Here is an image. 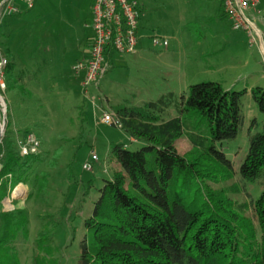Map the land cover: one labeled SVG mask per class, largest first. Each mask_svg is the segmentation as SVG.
<instances>
[{"label": "rangeland", "instance_id": "374dc122", "mask_svg": "<svg viewBox=\"0 0 264 264\" xmlns=\"http://www.w3.org/2000/svg\"><path fill=\"white\" fill-rule=\"evenodd\" d=\"M76 1L89 15L90 0H35L33 8L9 27L4 25L5 17L0 19V42L13 53L17 68H34L37 61H44L46 68L42 76L53 79L54 88L46 97L54 102L47 108L51 114H45L46 107L32 102L14 84L10 83L9 87H13L4 92L6 118L5 124L0 125V143L10 106L12 128L20 130L19 135L25 131L35 134L42 154L30 183L12 186V177H0V189L5 179L8 184L7 195L0 198V211H13L17 206L28 216V239L19 238L14 243L20 264H31L34 241L43 223L53 228L52 244L59 264H79L80 244L92 234L85 221L91 216L103 181L117 169L110 144L122 143L130 150L142 146L131 141L123 130L100 122L98 101L94 110L90 103L87 106L82 103V75L75 76L72 68L82 53L78 51L85 49L83 43L78 48L72 25ZM144 3L145 16L141 23L166 38L168 45L165 49L154 47L146 39L138 54L118 55L124 56L121 63L113 66L101 82L99 92L109 100L108 104L103 103L105 107L115 110L124 104L142 105L157 101L169 92L186 96L190 85L207 81L234 91L249 92L254 86L264 87V65L257 47L249 46L245 32L232 30L219 0H144ZM89 23L87 20V35ZM8 34L4 44V35ZM66 96L65 103H56ZM83 104L81 115L78 105ZM242 111L243 127L234 140L222 143V150L232 162L234 177L226 183L209 184L212 189L228 190L237 183L240 193L229 192L230 198L236 204L249 206L263 190L264 178L243 181L239 167L249 146L248 127L254 120L252 134L262 132L264 115L249 95L245 96ZM169 113L177 114L173 107ZM176 148L183 155L190 151L187 136L176 141ZM92 150L99 161L93 162L92 170L85 171L82 165ZM44 175H49L48 185L40 191L39 183ZM19 184L24 185V193L12 197ZM7 199L11 200L10 210ZM243 215L250 218V209Z\"/></svg>", "mask_w": 264, "mask_h": 264}, {"label": "trees", "instance_id": "16d2710c", "mask_svg": "<svg viewBox=\"0 0 264 264\" xmlns=\"http://www.w3.org/2000/svg\"><path fill=\"white\" fill-rule=\"evenodd\" d=\"M0 47L8 59L7 91L13 87L9 84L14 63L9 50L1 43ZM246 95L264 115V87L225 90L212 81L190 85L186 96L169 92L157 101L115 110L121 130L142 146L130 150L122 143L110 144L117 169L103 181L85 221L92 234L80 244L79 264H264V188L247 206L230 198L229 192L240 193L237 183L228 190L210 187L234 177L222 143L234 140L243 127ZM171 107L175 116L169 113ZM11 113L9 106L0 143V177L10 174L15 186L30 183L42 154L20 153L17 140L28 131L19 135L21 131L12 128ZM253 123L239 167L246 182L264 178V129L252 134ZM184 135L191 144L186 155L176 148ZM48 177L39 183L40 191L47 188ZM7 185L5 179L0 198L7 195ZM249 209L250 218L243 215ZM52 229L48 223L41 225L31 264H59ZM28 235L23 209L0 211V264H20L14 243Z\"/></svg>", "mask_w": 264, "mask_h": 264}, {"label": "built area", "instance_id": "2783aa9c", "mask_svg": "<svg viewBox=\"0 0 264 264\" xmlns=\"http://www.w3.org/2000/svg\"><path fill=\"white\" fill-rule=\"evenodd\" d=\"M12 0L0 2V19L17 12ZM27 8L34 6L35 0H20ZM223 12L234 31L245 32L250 47L256 46L264 65V0H221ZM92 38L86 59L77 62L72 68L75 72L83 71L80 81L81 96L85 103H90L94 108L99 102L100 122L115 128L122 129L120 116L115 110L104 106V96L99 92L102 80L113 66V56L131 55L137 52L139 43V4L137 0H93L91 6ZM151 43L154 47L161 46L165 49L167 39L152 35ZM8 59L0 48V99L4 100L6 91V66ZM3 107L5 111L3 112ZM6 102H0V123L5 124ZM17 146L22 155L36 154L39 152L40 141L31 132L18 138ZM99 158L95 151H90L89 159L82 165L85 171L92 170L93 162ZM7 178H11L8 174ZM13 197V194H12ZM7 210L12 209L11 200Z\"/></svg>", "mask_w": 264, "mask_h": 264}, {"label": "crops", "instance_id": "0c3cea01", "mask_svg": "<svg viewBox=\"0 0 264 264\" xmlns=\"http://www.w3.org/2000/svg\"><path fill=\"white\" fill-rule=\"evenodd\" d=\"M92 2H93V0H90L89 15H86V9L83 8L82 4H79L77 1L75 2V4H76L74 6L75 19H74L72 25L74 27L76 40L79 43L78 48L80 49V45L82 43L85 47V49H82V51H78V52H82V53H81L80 57L76 59L77 62H80V61L86 59L88 56L89 45H90V41L92 38V28H91V16H92L91 6H92ZM137 2L139 4V11H140V13H139V31H138L139 43H138V47H137V52L134 55L138 54L139 51L142 49L141 43L144 40L147 39V40L151 41V36L156 34L153 29H150L149 27H147V25L141 23L142 17L145 16V3H144V0H137ZM11 3L16 6L17 12L5 17V23H4L5 27H9L15 21L20 20L22 15H24L25 13H27L31 9V8H27L25 6V4L23 2H21L20 0H12ZM87 20H89V22H90L89 23V27H90V34L89 35H87V27H88L87 26ZM156 35H158V34H156ZM159 36H161V35H159ZM8 37H9V34L4 35V38H5L4 40L6 41ZM1 44H3V43H1ZM4 44H7V41ZM4 48H6V47H4ZM9 55L12 58L13 63H14V67H13L12 72H11V80H12L14 86L21 88L23 94L26 95L27 98L32 99V102H35L39 106L46 107V110L44 112L45 114H51L47 108H48V106H51V103H54V102H53V100L51 101L50 98H49V100H46V97L49 94H52L51 91L54 90V88H52V85H51L53 83L52 82L53 79H51L52 80L51 81L50 79L48 80L42 76L43 70H45L44 68H46V63L44 61H42V62L37 61L34 68H30L27 66H26V68H24L23 66L21 68H20V66L17 68L16 63L14 61L13 53L10 52V50H9ZM123 58H124V56H118L117 54H115L112 58L113 59V61H112L113 66L117 65V63H121ZM74 73H75V76H77V77L78 76L80 77V75L83 76V71H78V72L74 71ZM48 83H50V84H48ZM48 87H51V88H48ZM100 87H101V85H100ZM102 95L105 98V103L108 104V102H109L108 97L104 94H102ZM67 97L68 96L64 97V99L62 98L61 101L60 100L56 101V103H61V104L65 103L67 100ZM81 99H82V96H81ZM27 103L30 104L29 101H27ZM27 103H24V104H27ZM82 103H85L83 101V99H82ZM78 106L81 109V105H78ZM244 122H245V117H244ZM130 140L133 142H137L136 140H133L131 138H130Z\"/></svg>", "mask_w": 264, "mask_h": 264}, {"label": "bare ground", "instance_id": "6f19581e", "mask_svg": "<svg viewBox=\"0 0 264 264\" xmlns=\"http://www.w3.org/2000/svg\"><path fill=\"white\" fill-rule=\"evenodd\" d=\"M0 102L4 105V100L3 99H0ZM5 111V107H3V112ZM4 123L3 122H1L0 123V125L2 126ZM3 131V130H2ZM24 190H25V188H24V185H22V184H19V185H17L16 187H15V189H14V191H13V197H15V196H17V194H22V193H24ZM7 201V200H6ZM8 202V205L10 206V204H9V201H7ZM7 206V205H6Z\"/></svg>", "mask_w": 264, "mask_h": 264}, {"label": "water", "instance_id": "95a60500", "mask_svg": "<svg viewBox=\"0 0 264 264\" xmlns=\"http://www.w3.org/2000/svg\"><path fill=\"white\" fill-rule=\"evenodd\" d=\"M2 134L0 133V136H1Z\"/></svg>", "mask_w": 264, "mask_h": 264}]
</instances>
